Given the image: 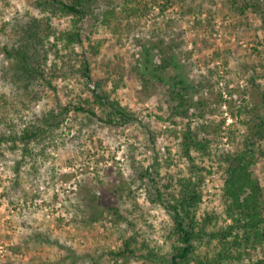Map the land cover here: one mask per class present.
I'll return each instance as SVG.
<instances>
[{"label": "rangeland", "instance_id": "rangeland-1", "mask_svg": "<svg viewBox=\"0 0 264 264\" xmlns=\"http://www.w3.org/2000/svg\"><path fill=\"white\" fill-rule=\"evenodd\" d=\"M139 1L145 14L120 16L117 27L101 25L92 36L94 44L99 40L98 53H85L91 69L88 87L102 80L103 89L111 90L112 82L122 76L111 96L137 120L108 127L70 112L58 127L26 149L21 143L12 147L9 141L0 142V264H88L91 255L99 264H150L139 257L140 250L115 261L104 252L120 249L131 236L158 255L167 254L170 217L146 199L144 189L133 179L136 170L149 165L154 156L162 163L170 156L172 164L177 162L176 135L187 121L193 126L205 120L222 121L219 131L208 135L212 155L202 161L208 172L199 213L212 211L216 227L230 223L224 214L219 155L240 146L238 135L245 131L241 121L246 117L236 109L252 101V64L257 63L260 76L256 81L264 87V68L258 63L264 59V26L255 13L231 12L224 0L210 4L176 0L164 11L160 10L163 0ZM123 2L116 0L118 9ZM26 9L35 12L32 0H0V45L7 40L1 30L3 22ZM66 23L54 19L59 29ZM159 41L166 51L172 47L176 57L180 49L177 58L191 84L202 80L203 92L193 93L206 103L204 118L195 108L188 118L171 116L166 86L153 80L149 87L141 82L139 51ZM243 64L248 66L241 72ZM11 67L12 61L0 51V135L4 137L38 123L58 105L90 95L78 77L58 79L55 92L34 87L27 93L22 84L12 83ZM170 168L174 170L175 165ZM252 170L264 191V156L257 158ZM108 205L118 206L121 218L104 211ZM248 252L244 262L253 264L264 254V241Z\"/></svg>", "mask_w": 264, "mask_h": 264}, {"label": "trees", "instance_id": "trees-1", "mask_svg": "<svg viewBox=\"0 0 264 264\" xmlns=\"http://www.w3.org/2000/svg\"><path fill=\"white\" fill-rule=\"evenodd\" d=\"M175 1L163 0L160 10L164 11ZM179 1L186 2L177 0V3ZM215 1L201 0L209 4ZM32 6L35 12L27 9L15 11L1 27L7 40L0 45V51L12 61V83L16 86L22 84L27 93H32L34 87L55 92L58 79L78 77L84 81L90 95L79 96L69 105H58L46 111L38 123H30L18 132L5 137L0 135V142L9 141L12 147L21 143L26 149L39 136L58 127L70 112L75 117L81 114L96 119L108 127H123L136 121L135 114L111 96L122 76L112 82L111 90L103 89L105 81L102 80L94 81V87H88L91 69L85 53H98L99 40L94 44L92 36L101 25L117 27L120 16L139 18L145 14L141 2L124 0L119 9L116 0H32ZM224 6L241 16L255 13L264 26V0H224ZM54 19L67 20L66 27L57 28ZM179 50L177 47V57ZM177 57L172 47L165 50L162 41L143 45L138 55L139 78L148 87L151 80L166 86V104L171 116L188 118L192 114L190 110L195 108L199 117L204 118L206 103L193 93L197 90L203 92L202 80L191 84L182 70L183 62ZM258 63L264 68L263 58ZM256 64L251 65L254 74L249 78L252 101H245L236 109L237 114L246 117L241 121L245 131L238 135L240 146L219 155L224 174V214L230 223L216 227L212 211L199 213L201 187L208 172L202 161L212 155L208 135L219 131L222 121L205 120L194 126L187 121L176 135L177 162L172 164L170 156L162 163L158 156H154L149 165L136 170L133 179L144 189L146 199L161 206L170 217L169 252L158 255L146 243H138L131 236L124 239L120 249L104 251L113 261L126 259L140 250L139 257L150 264H247L244 259L248 251L264 241V191L252 170L257 158L264 156V87L256 81L260 76ZM247 66L243 64L241 72ZM182 163L183 167H180ZM171 165H175L174 170ZM103 210L118 218L122 216L118 206L108 205ZM91 256L88 264H99ZM253 264H264V254Z\"/></svg>", "mask_w": 264, "mask_h": 264}]
</instances>
